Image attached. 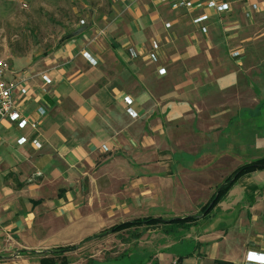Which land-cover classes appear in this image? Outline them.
<instances>
[{"label": "crops", "instance_id": "0c3cea01", "mask_svg": "<svg viewBox=\"0 0 264 264\" xmlns=\"http://www.w3.org/2000/svg\"><path fill=\"white\" fill-rule=\"evenodd\" d=\"M148 1L150 7L136 11L133 3L106 40L91 43V27L52 53L9 64L8 80L30 73L26 97L15 95L38 125L0 122V264H41V257L20 251L78 245L132 219L193 215L240 166L232 145H240L238 125L264 115V0H224L230 9L223 13L171 11ZM200 13L209 19L193 24ZM153 41L157 62L146 55ZM40 73L52 80L45 91ZM252 174L184 234L142 227L137 239L108 234L63 258L68 264L131 257L133 264H261L264 181ZM87 246L89 260H78L74 254Z\"/></svg>", "mask_w": 264, "mask_h": 264}, {"label": "rangeland", "instance_id": "374dc122", "mask_svg": "<svg viewBox=\"0 0 264 264\" xmlns=\"http://www.w3.org/2000/svg\"><path fill=\"white\" fill-rule=\"evenodd\" d=\"M123 2L124 0L118 3L110 0H0V58L11 64L16 58L25 59L41 56L45 52L52 53L71 37L74 30L82 26L95 28L94 35L89 39L91 43L106 40L118 20L128 16L127 11L131 5L128 8ZM135 3L134 7L131 6L134 11L140 6L143 8L144 4L148 7L151 5L148 0H138ZM246 119L241 120L238 125L240 145H234L238 142L232 143L238 148L233 159V163L238 165L264 156V115ZM252 178L264 181V169L253 173ZM263 198L264 196L260 199ZM143 211L144 215H152L148 210ZM122 234L126 235L125 241L132 239L131 231H124ZM85 248L74 254L78 260H89L91 246ZM134 261L135 257H131L114 264H133Z\"/></svg>", "mask_w": 264, "mask_h": 264}, {"label": "built area", "instance_id": "2783aa9c", "mask_svg": "<svg viewBox=\"0 0 264 264\" xmlns=\"http://www.w3.org/2000/svg\"><path fill=\"white\" fill-rule=\"evenodd\" d=\"M112 3H118L123 0H110ZM138 0H128L130 2L126 7L129 8L130 5L135 3ZM157 2V4L166 7L171 11H183V12H195V11H204L206 9L213 10L216 13H223L230 9V3L224 0H153ZM254 9L256 6H253ZM209 19V16L206 13H200L196 17L192 19V23L199 25L203 22H206ZM170 23L165 24V28H169ZM201 31L206 32V28L201 26ZM158 49L159 45L157 42L153 41L149 50L146 52L148 59L151 62L158 61ZM130 54L134 57L139 56V53L135 49H130ZM83 56H85L91 65H96V62L90 58V56L84 52ZM9 64L6 60L0 58V122L7 120L10 123L14 124L18 129H24L26 126H29L33 130L36 129L38 123L30 119L29 116L25 113L24 107L19 103L20 100L16 97L15 92L18 91L21 98L26 97L28 93L27 81L30 76L26 74H30L28 70H23L20 72V77L18 79L8 80L6 78V74L9 71ZM159 76L165 74L164 68H159L157 70ZM38 77L43 83V91L46 90V86H48L52 80L46 73L38 74ZM124 104L126 106V112L132 118L136 117L137 114L132 110V99L129 97H125L123 99ZM45 113V109L43 107L37 108V114L42 116ZM26 142L25 138H20L18 140L19 144H24ZM31 143L38 149L41 148L40 142L33 138ZM260 263H264V260H260ZM171 264H177V261L174 260Z\"/></svg>", "mask_w": 264, "mask_h": 264}, {"label": "trees", "instance_id": "16d2710c", "mask_svg": "<svg viewBox=\"0 0 264 264\" xmlns=\"http://www.w3.org/2000/svg\"><path fill=\"white\" fill-rule=\"evenodd\" d=\"M88 27L82 26L71 34H79L83 29ZM264 169V157L254 159L250 162L244 163L238 166L230 175H228L221 184H219L210 198V200L202 206L195 215H187L183 217H174L170 216L169 218L162 217H142L132 219L127 222L115 224L98 234H94L85 238L78 245L65 246L53 248L51 250L43 251L40 254L35 252H27L25 250L20 251L21 254H30L31 256L41 257V264H68V260L64 259L63 255L65 253L75 251L81 248L85 243H88L92 240L101 239L108 234H116L124 231H131L132 238L137 239L140 235L139 228L142 227H152L160 225L162 227V233L168 236H175L177 232L184 234L192 224H194L198 219L210 215V212L226 197L229 190L234 186V184L245 175H250L256 171ZM62 257V260L58 263L54 260L55 257Z\"/></svg>", "mask_w": 264, "mask_h": 264}]
</instances>
